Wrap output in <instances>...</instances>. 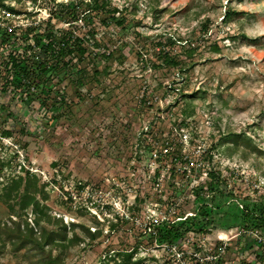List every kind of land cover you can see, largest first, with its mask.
<instances>
[{"label":"rangeland","instance_id":"rangeland-1","mask_svg":"<svg viewBox=\"0 0 264 264\" xmlns=\"http://www.w3.org/2000/svg\"><path fill=\"white\" fill-rule=\"evenodd\" d=\"M6 4L14 11L0 8V189L29 169L41 206L61 218L72 242L21 248L6 230L0 264H99L120 250H134L141 264H177L181 253L188 264H264V235L238 236L241 205L264 199V0ZM48 20L87 51L20 85L8 54L22 50V30ZM163 50L183 69L161 64ZM211 167L227 183L223 195L200 197L220 203L212 228L198 231L197 220L168 242L163 224L193 216ZM10 203L17 213L0 201V227L38 229L31 207ZM86 228L99 234L91 239ZM244 242L253 245L241 250ZM50 253L56 262H44Z\"/></svg>","mask_w":264,"mask_h":264},{"label":"trees","instance_id":"trees-1","mask_svg":"<svg viewBox=\"0 0 264 264\" xmlns=\"http://www.w3.org/2000/svg\"><path fill=\"white\" fill-rule=\"evenodd\" d=\"M6 1L7 0H0V8L13 13L14 8L6 4ZM97 7L98 5L95 1V5L91 6V8ZM64 11L68 12L72 17V21L78 19V16L73 10L65 8ZM114 11L117 10L115 9ZM227 14H229V12H227ZM227 14H225V16ZM71 33L72 32L69 29L65 31L60 30V28L51 24L50 20H48L45 25L32 23L22 30L20 33L21 36L18 38V41L21 39V41L24 42L22 50L8 54V62L10 63L11 68L16 74H20L25 78L24 80L22 79L23 82L20 85H23L27 80L30 81L27 79L28 76L32 78L33 83H36L37 76L48 73L50 66L60 67L62 64L63 66H68L72 59H76L75 56H71L74 55V53H78L79 56L85 55L87 48L83 46L79 38L72 39ZM170 43L173 42L171 41ZM213 47V49L218 50L216 44H213ZM192 53V50L189 51V54L192 55ZM160 54L159 59L161 64L176 68L179 66L177 69L179 71L183 69L179 60L169 50H163ZM68 55L70 58L66 60ZM48 77H51V74H49ZM193 95V93L188 94L190 97H193ZM3 134L4 136L10 135L9 131H5ZM174 152V162H177L181 154L177 150ZM209 158L211 159V156H209ZM20 169L24 171L25 175L13 177L10 181L5 182L2 185L0 189V201L7 205V208L12 215L17 213L15 207L10 203L13 199L17 201L19 209L22 212H25L27 208L31 207L34 214L32 222L38 229L35 230L34 227L26 222L24 230H21V224L14 221V229H9L6 224L0 227V240L2 241L1 235L4 232H7L6 230H9L16 237L14 240L16 241V245L18 243L21 248L26 247L28 249H38L41 251H43L45 247H49L50 250L53 247L56 249H63V247H66V241L69 243L72 242V240L70 238L68 239L66 236V224L62 222L60 217H55L48 213L45 206H41L40 201L36 197V194L38 193V180L29 172V169L23 170L22 167H20ZM172 172H174V168ZM207 175L212 182L207 184L209 187L207 186L204 188L201 186L196 189L197 191H195L194 200H196V202L199 201V204H196V211L193 212V216L185 217L184 215H180L181 212H176L179 214L176 215V218L183 216L185 218L177 221L170 220L169 225H167V223L163 224V226L166 225L168 227L167 232L164 234L165 240L168 242L172 243L174 242V237H183L189 231L194 230V225L197 223V220L199 224L198 231L212 228L210 212L215 206L220 207V203H215L214 206L212 203L206 202L200 197L207 193V191L213 192L214 190H217L220 196L223 195L225 193L223 191H226L227 189V183L225 180L219 178V172L212 167L209 168ZM249 199L250 198H247L246 196V198H243L242 200L246 203ZM251 203L250 206H245L244 209L243 205H241L242 214L240 223H242L241 227L243 231L239 232L238 236L240 238L251 236L249 235L251 230L260 235H264V199L263 197H260L258 200H254ZM44 223L52 224L58 228L47 229L43 226ZM86 231L91 239H95L99 234V232H90L88 228H86ZM158 232L161 233L162 229L158 228ZM252 245L253 244L251 243L247 246L244 242V246L241 250L247 248L250 249ZM258 255L259 254H256L255 256L260 257V255ZM43 259L46 263L56 262L58 257H52L50 253L48 254L47 259L45 257H43ZM99 264H141V262L140 260L134 259V250H120ZM240 264L243 263L240 262Z\"/></svg>","mask_w":264,"mask_h":264},{"label":"built area","instance_id":"built-area-1","mask_svg":"<svg viewBox=\"0 0 264 264\" xmlns=\"http://www.w3.org/2000/svg\"><path fill=\"white\" fill-rule=\"evenodd\" d=\"M186 216H188V215H186ZM186 216H185V217H186ZM185 217H184V218H185ZM180 219H182V218H180ZM177 255H178V257H177V259H178V263H177V264H188V263H184V258L181 257V255H183V253H181V254H177ZM192 255H193L194 257H196L197 254H192ZM208 258H210L211 260H215V259H216V256L213 255V254H211V256L208 257ZM181 259H182V260H181ZM196 261H197V260H195V263H189V264H197ZM217 261H218V260H217Z\"/></svg>","mask_w":264,"mask_h":264}]
</instances>
